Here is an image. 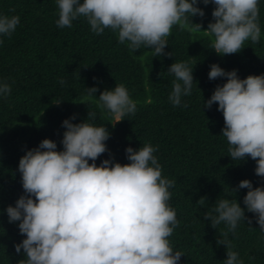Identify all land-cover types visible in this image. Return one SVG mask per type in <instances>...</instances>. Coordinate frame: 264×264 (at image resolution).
<instances>
[{"label":"clouds","instance_id":"clouds-1","mask_svg":"<svg viewBox=\"0 0 264 264\" xmlns=\"http://www.w3.org/2000/svg\"><path fill=\"white\" fill-rule=\"evenodd\" d=\"M260 0H55L58 28H71L73 21L84 18L96 35L110 29L119 44L127 43L132 52L149 48L155 56L165 52L167 37L173 26L188 31H202L192 17H203L198 4H212L211 21L203 32L213 37L211 49L219 56L237 54L246 41L256 43L261 37ZM20 22L18 15L0 14V37L11 36ZM3 39H0V44ZM194 67V66H193ZM193 67L186 62L171 63L172 74L168 100L173 107H187L182 97L191 94ZM211 81L224 78L202 107L215 103L222 114L220 135L226 138L229 158L255 163L254 174L260 186L253 188L248 179L229 189L233 198H217L203 219L211 228L223 225L217 245H223V264H244L233 250L229 234L247 220L245 212L254 214L259 231L264 233V73L241 79L235 69L225 71L211 64L207 72ZM95 79V78H94ZM61 85L64 80L58 81ZM88 97L97 99L115 124L134 115L136 102L123 83L98 91L84 88ZM11 85L0 80V100H6ZM61 100H56L59 104ZM95 112L87 119L72 123L75 115L64 119L60 144L43 139L19 158L17 171L23 190L13 205L3 209L8 223L18 222L24 238L14 244L23 258L19 264H180L182 251L174 250L168 239L178 227L176 210L169 204L170 189L176 180L162 175V166L154 153L157 147L145 142L137 149H124L127 163L108 159L96 164L109 150L110 133L105 125L93 123ZM91 161V163H90ZM239 189H247L243 208L234 198ZM205 199V198H203Z\"/></svg>","mask_w":264,"mask_h":264},{"label":"trees","instance_id":"trees-1","mask_svg":"<svg viewBox=\"0 0 264 264\" xmlns=\"http://www.w3.org/2000/svg\"><path fill=\"white\" fill-rule=\"evenodd\" d=\"M198 7L204 16L192 17V22L201 23L202 31L173 26L164 49L171 56L153 57L149 48L132 52L127 43L119 44L110 29L96 35L82 17L71 28H58L55 0H0V14L20 17L11 36L0 37V80L11 85L8 98L0 100V213L23 194L17 165L24 152L45 138L56 142L57 151L62 150L65 129L61 122L75 115L71 122L79 123L87 119V112H95L93 123L105 125L110 133L105 142L109 151L97 158V165L109 153L115 162L127 163L126 147L135 150L150 142L157 147L154 155L162 175L176 180L169 204L176 210L179 225L168 239L174 250L184 253L180 264H223L227 250L216 240L224 226L212 229L204 214L217 198H233L229 189L239 181L248 179L255 188L260 178L254 174L253 160L237 162L228 157L226 138L220 135L222 114L215 103L210 109L202 103L226 82L207 78L211 64L225 71L235 69L241 79L264 73V0L258 4L259 41H246L239 53L223 56L211 49L213 37L203 32L214 6ZM179 61L194 66L191 94L182 97L187 107H173L168 100L174 77L167 68ZM119 83L129 90L136 112L112 126L106 110L84 88L96 86L98 97L100 91ZM56 100L61 101L56 104ZM246 192L234 193L241 208ZM245 216L252 223L245 220L235 236L229 234L233 250L244 264H264V233L254 214L245 212ZM17 224L8 223L6 214H0V264H19L23 258L22 250L17 254L13 247L24 238Z\"/></svg>","mask_w":264,"mask_h":264}]
</instances>
